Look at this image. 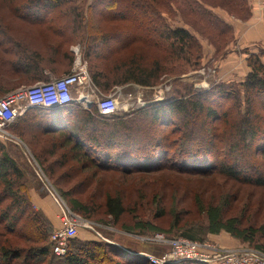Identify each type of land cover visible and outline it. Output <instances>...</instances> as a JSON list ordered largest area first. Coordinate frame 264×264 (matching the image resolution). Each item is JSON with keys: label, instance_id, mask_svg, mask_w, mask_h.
Here are the masks:
<instances>
[{"label": "rangeland", "instance_id": "obj_1", "mask_svg": "<svg viewBox=\"0 0 264 264\" xmlns=\"http://www.w3.org/2000/svg\"><path fill=\"white\" fill-rule=\"evenodd\" d=\"M28 1L0 0V89L4 86V82L18 81L13 79L14 75L11 71L23 65L30 66L36 63L41 68L58 66L63 67L61 70H65V65L68 67L72 65L74 59L72 48L75 46H79L88 74L92 64L98 68H103L107 64L109 68V65L114 64L115 61L125 60L134 55L142 56L144 63H150L153 59H167L163 52L147 48L139 43L126 51L117 52L109 62L97 59V54L107 55L106 49L90 48L91 44H100V32L114 28H121L123 31L127 27L126 22L114 21L103 13L101 0H63L61 7L54 8L43 16L38 15L41 20L37 21L24 18L20 14L24 11L19 13L16 10L19 5H24ZM199 1L205 10L214 15L221 24L230 28V35H228L231 38L228 43H225L222 37H217V31L208 27L199 17L196 22L194 17L182 15L177 8L174 9V13H163L162 16L171 29H184L198 42L201 56L199 65L195 68L185 65L182 61L171 60L168 66L172 67L175 64L176 70L163 74L151 87L129 83L116 86L106 93L97 89L98 91L93 92L92 104L87 109H95L96 101L104 96L116 97L119 109L116 114L110 115V118H126L131 121V125L134 124L135 118L142 121L144 138L153 132L154 134H150L151 140L153 138L152 142L165 144L163 157L159 159L160 165L141 166L144 169L130 166L123 167L124 169H109L99 164L100 167L95 165L97 169L91 167L83 170L84 165L77 163L73 159L74 154L70 151H68V161L61 162L64 150L59 148L62 142L55 133L47 135L40 133L41 124L25 128L28 132L19 136L7 129L5 133H0V141L12 149L15 156H21V164L29 172L24 177L28 185L30 208L46 219L49 226L47 241L51 250L53 245L50 237L58 228L60 218L68 216L69 212L80 220L74 241L106 243L120 247L123 251H128L130 255H133L131 252H143L160 256L168 250V247L144 241L146 237L153 234L137 233L134 226L138 222H151L167 234L175 236L174 238H183L181 233L191 229L197 237L202 236L201 241L197 240L198 242L217 245L221 248H223L219 243L221 238L235 240L237 247L228 250L245 247L257 250L256 245H264V187L235 181L213 167L206 168L205 173H199L185 163V160L188 162L201 158L200 151L214 163H216L214 160L216 158L213 157L215 154H224L222 158L226 156L224 144L218 142L214 147L217 148L209 149V151L203 144L205 141L210 142L209 134L213 132L212 129L220 126V122L213 120L205 123L203 115H199L194 120L191 119L193 126L181 129L177 120L168 121L167 124L150 125L140 118L142 113L151 111L152 106L165 104L174 95L181 96L182 91H179V88L182 86L190 87L192 93L196 95L207 94L220 84L242 83L250 72L247 64L250 56H258L264 67V30L261 26L258 27L259 30L245 26L253 16L251 1L243 0L238 13L234 7L228 9L226 0ZM262 8L264 9V4ZM111 12H115V9ZM236 24L243 26H236ZM256 38L259 40H255ZM219 47L223 49L218 51ZM88 53L92 54L88 55ZM34 54L38 55L35 57L37 62L29 60ZM235 57L242 58L245 65L237 64L238 59L235 60ZM60 71L58 74H61ZM19 80L18 82H29L25 77ZM238 90L242 97V89ZM75 103L81 105L80 102ZM39 117L41 118L38 115L37 119ZM55 117L56 115L52 119ZM103 123L108 125L112 122ZM67 130H70V127ZM75 134H72L74 139L78 136ZM183 134L189 135L187 136L189 141L195 143L190 144L188 141L185 143L181 139ZM200 139L202 143L198 145ZM24 140L27 142L25 143ZM54 142L59 143V148L52 156L48 154V151V155L45 154V150H48L50 144ZM152 142L146 151L151 152L154 149ZM97 144L99 147L104 145L101 141ZM169 146L170 150L165 151ZM91 147L89 152L94 151L89 154L91 158L98 160L104 157L99 148ZM137 148L130 152L131 156L140 155ZM34 151L41 154V160H46L47 163L41 164L39 160L37 161L32 154ZM187 151L189 152L185 153ZM182 154H184L183 157H181ZM109 155H112V152ZM213 161L209 165H213ZM50 165H52L51 169ZM51 172L53 175H49ZM66 192H69L67 197L64 196ZM109 194L120 197L125 208L124 214L117 223L104 214L103 201ZM73 198L88 208H94L90 216L84 218L83 215L73 213L68 208V201ZM208 205L220 206L224 218H237L242 228L257 232L254 243L243 242L223 231L203 236L202 227L206 223L205 209ZM8 237L12 244L19 247L34 246L25 236L13 234Z\"/></svg>", "mask_w": 264, "mask_h": 264}, {"label": "trees", "instance_id": "obj_2", "mask_svg": "<svg viewBox=\"0 0 264 264\" xmlns=\"http://www.w3.org/2000/svg\"><path fill=\"white\" fill-rule=\"evenodd\" d=\"M242 1L226 0L225 2L228 9L234 7L238 13ZM62 3H64L63 0H29L26 4L19 5L16 10L19 13L24 11V13H20L24 18L37 21L41 20L38 15L43 16L54 8L61 7ZM100 5L106 16L120 23L126 22L127 27L123 31L121 28H114L100 32V44H91L90 48L94 50L99 49L98 47L106 49L107 55L97 54V59L109 62L117 52L126 51L138 43L163 52L167 56L166 60L153 59L150 63H144L142 56L134 55L125 60L115 61L114 64L109 65V68L107 64L103 68L92 64L89 69L90 80L96 89L105 93L116 86L129 83L151 87L163 74L176 70L175 64L172 67L168 66L171 60L182 61L185 65L195 68L199 65L201 56L198 42L184 29H171L163 18V13H174V9L177 8L182 15L194 17L196 22L198 17L202 19L208 27L217 31V37H222L225 43H228L231 38L229 36L230 28L221 24L214 15L205 10L199 0H101ZM113 9L115 12H111ZM225 37L226 40H224ZM213 42L216 41L213 40ZM222 49L219 47L217 50ZM90 54L92 53H88V55ZM37 56L34 54L29 60L37 62V58H35ZM247 64L250 72L242 83L237 85L220 84L207 94L196 95L192 93L190 87L182 86L179 88V91H182L181 96L174 95L165 104L152 106V110L142 113L140 118L143 121L146 120L145 123H150V125L167 124L168 121L177 120L181 129L193 126L191 119L194 120L199 115H203L205 123L213 120L219 121L220 126L212 129L213 132L209 134L210 142L205 141L203 144L208 148H206L207 151L216 149L217 147H214L218 142L224 144L226 156L222 158L224 154H215L213 157L216 158L214 159L216 163L211 158L213 161L211 166L209 164L212 161H209L207 155L204 156L200 151L203 159L202 157L195 158L188 162L185 160L186 165L195 168L199 173H205L206 168L212 169L213 167L216 171L235 181L264 187V67L258 56H250ZM24 67L38 66L36 63H32L30 66L23 65L20 69ZM64 67H66L65 70L69 69L65 73L67 74L71 64L69 67L68 65ZM50 68L56 75H61L58 72L63 67L51 66ZM240 88L242 97L238 90ZM75 105L69 104L53 109L29 108L24 114L15 118L6 129L19 136L28 132V129L25 130V128L41 124L40 133L46 135L55 133L62 142L60 148L57 142L50 144V148L45 150V154L48 151V154L52 156L56 149L64 150L61 162L65 163L68 161V151H70L74 154L73 159L80 165H84L83 170L97 165L100 167L101 164H103V168L109 169H124L123 167L129 166L144 169L141 166H158L161 162L159 159L164 154L165 144L160 145L156 143V140V142H152L153 138L151 140L150 134H154L153 132L144 138L142 121L135 118L133 119L134 124L131 125V121L126 118L100 116L96 108L82 110ZM38 115L41 118L37 119ZM54 115L56 117L52 119ZM46 117L48 118L41 120ZM108 121L112 123L104 125L103 122ZM69 127L70 130H67ZM73 133L78 135L75 139L72 137ZM187 136L189 135L183 134L181 139L185 143L188 141L190 144H194L195 142L189 141ZM211 140L217 142L214 143ZM100 141L104 143L101 147L97 144L98 142L100 144ZM24 142L27 141L24 140ZM150 142L154 143L152 146L154 149L151 152L146 151L150 147ZM87 143L88 145H86ZM200 143H202V139L199 140L198 145ZM122 145L124 146L122 147ZM91 146L99 148L104 157L98 158V160L91 158L89 154L94 153V151L89 152ZM129 148L131 149L129 150ZM134 148L139 149L137 152H140V155H130ZM169 150L170 146L165 151ZM111 152L112 155H109ZM245 153L247 154L245 155ZM32 154L41 164L47 163L46 160H41V154L35 151ZM145 155L148 156L141 157ZM183 156L184 154L181 155V157ZM20 159L21 156H15L12 149L0 141V264H149L147 261L123 251L120 247L94 241H74V238L68 243L66 255L59 257L52 254L47 241L49 237H47L49 227L47 221L41 214L30 208L27 195L28 185L24 177L29 172L21 164ZM51 166L48 167L51 169ZM49 175H53V173L51 172ZM64 196H69V192H66ZM68 203V208L73 213L83 215L84 218L90 216L89 214L94 209L81 204L75 198L69 200ZM103 208L104 214L116 223L125 212L122 200L117 195L105 196ZM205 217L206 223L202 227L203 236L223 231L249 244L256 240L257 232L242 228L237 218H224L220 206L208 205L205 209ZM134 230H137L139 234L148 233L149 235L160 232L165 233L166 238L175 237L162 231L151 222H138L135 224ZM192 231L191 229L185 230L181 236L189 240L201 241L202 236L197 237ZM13 234L29 238V242L34 246L24 248L12 244L8 236H13ZM255 248L264 252V245L258 244ZM176 264L200 263L184 261Z\"/></svg>", "mask_w": 264, "mask_h": 264}, {"label": "built area", "instance_id": "obj_3", "mask_svg": "<svg viewBox=\"0 0 264 264\" xmlns=\"http://www.w3.org/2000/svg\"><path fill=\"white\" fill-rule=\"evenodd\" d=\"M72 52L74 59L67 74L11 91L0 98V133H5L6 127L29 108L53 109L71 102H81L87 108L92 104L93 92L97 89L90 80L79 46L73 47ZM74 92L76 96H73ZM95 108L100 116H110L118 112V101L113 95L104 96L96 101ZM79 222L70 212L68 216L60 218L58 228L50 237L54 255H66L69 241L77 235ZM144 241L168 247L160 256L131 252L149 264H176L184 261L200 264H264L263 252L246 247L228 250L186 238L169 239L161 233H154Z\"/></svg>", "mask_w": 264, "mask_h": 264}, {"label": "crops", "instance_id": "obj_4", "mask_svg": "<svg viewBox=\"0 0 264 264\" xmlns=\"http://www.w3.org/2000/svg\"><path fill=\"white\" fill-rule=\"evenodd\" d=\"M252 5H253V16L252 18L245 24V26L249 27V28H253V29H258L259 26H261L264 30V24H263V17H264V9L262 8L263 4H264V0H250ZM236 26H243V25H238L236 24ZM263 35V34H260ZM262 37V36H260ZM255 40H259V38H256ZM238 62L237 64H241L240 66L245 65L243 62L242 58H237L235 57ZM69 69L65 70L64 72L61 73L60 77L65 75V73L68 71ZM11 73L14 75L13 79L20 81L19 79L25 77V79H28L29 82L25 83V82H4V86L2 87L1 91H0V98H2L3 96H5L7 93L14 91V90H18L21 88H26V87H30L36 83L39 82H48L51 79H55V78H60L58 75L54 74V72L52 71L51 68H41V67H32V68H27L24 67L22 69L18 68V69H14L11 71ZM31 80V81H30ZM8 83V84H5ZM82 89H80L81 91ZM88 88L85 89V91L88 92ZM73 96H76V92L73 93ZM81 103V102H80ZM70 105L72 104H76L75 102H71L69 103ZM67 104V105H69ZM78 106L79 108H81L82 110H87L88 107L86 108L82 103L81 105H75ZM220 245L223 248H233V247H237V243L235 240L233 239H228V238H221L219 240ZM134 253V252H133ZM134 255V254H133Z\"/></svg>", "mask_w": 264, "mask_h": 264}, {"label": "water", "instance_id": "obj_5", "mask_svg": "<svg viewBox=\"0 0 264 264\" xmlns=\"http://www.w3.org/2000/svg\"><path fill=\"white\" fill-rule=\"evenodd\" d=\"M128 252V251H127Z\"/></svg>", "mask_w": 264, "mask_h": 264}]
</instances>
